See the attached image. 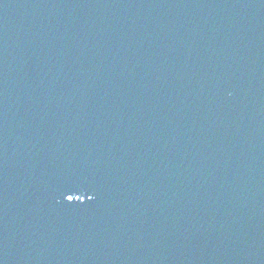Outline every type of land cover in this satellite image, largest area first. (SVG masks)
I'll return each instance as SVG.
<instances>
[{"label":"water","instance_id":"95a60500","mask_svg":"<svg viewBox=\"0 0 264 264\" xmlns=\"http://www.w3.org/2000/svg\"><path fill=\"white\" fill-rule=\"evenodd\" d=\"M0 264H264V0H0Z\"/></svg>","mask_w":264,"mask_h":264},{"label":"snow or ice","instance_id":"6c2138e0","mask_svg":"<svg viewBox=\"0 0 264 264\" xmlns=\"http://www.w3.org/2000/svg\"><path fill=\"white\" fill-rule=\"evenodd\" d=\"M77 199H79V197H77ZM89 199H92V197H89ZM67 200H68V201H72V200H73V197H72V196H68V197H67Z\"/></svg>","mask_w":264,"mask_h":264}]
</instances>
